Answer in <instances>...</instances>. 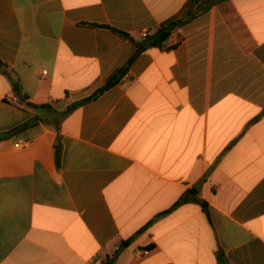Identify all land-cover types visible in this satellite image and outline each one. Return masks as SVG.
I'll list each match as a JSON object with an SVG mask.
<instances>
[{"label": "crops", "instance_id": "0c3cea01", "mask_svg": "<svg viewBox=\"0 0 264 264\" xmlns=\"http://www.w3.org/2000/svg\"><path fill=\"white\" fill-rule=\"evenodd\" d=\"M188 1L0 0V264H264V0L68 112Z\"/></svg>", "mask_w": 264, "mask_h": 264}, {"label": "trees", "instance_id": "16d2710c", "mask_svg": "<svg viewBox=\"0 0 264 264\" xmlns=\"http://www.w3.org/2000/svg\"><path fill=\"white\" fill-rule=\"evenodd\" d=\"M224 0H189L186 5L184 6V9L182 13L179 16L173 17L172 19L162 23L160 27L157 29V31L150 35L145 37L142 41L136 42V53L135 55L130 59V61L122 68H119L107 81L106 85L99 89L93 96L90 98H87L81 102H78L74 105H72L69 109L68 112L76 109L77 107L83 105L84 103H87L91 100L96 99L99 97L101 94H103L105 91L109 90L111 87L119 84L122 79L125 77V75L128 73L129 68L133 61L144 51L151 47H156L159 46L161 47L167 39L170 37L171 33L178 27L182 26L189 20L193 19L194 17L208 12L213 6L216 4L222 2ZM117 34L119 35H124L120 31L114 30ZM17 91V87H15ZM35 109H43L46 107H50L48 105H43V106H32ZM67 112V113H68ZM35 121L25 123L21 127L17 129V131L25 130L29 126H31ZM130 244V241H123L121 244L120 249H123L127 247ZM119 254V251H117L114 254V258ZM218 262L219 264H230L225 256L224 253H219L218 254Z\"/></svg>", "mask_w": 264, "mask_h": 264}, {"label": "built area", "instance_id": "2783aa9c", "mask_svg": "<svg viewBox=\"0 0 264 264\" xmlns=\"http://www.w3.org/2000/svg\"><path fill=\"white\" fill-rule=\"evenodd\" d=\"M147 36H148L147 32H144V33H143V37L145 38V37H147ZM13 101H14L15 103L18 102V100H17L16 98H13ZM148 253H149V250H140V251L138 252V255L141 256V257H143V256H146Z\"/></svg>", "mask_w": 264, "mask_h": 264}]
</instances>
